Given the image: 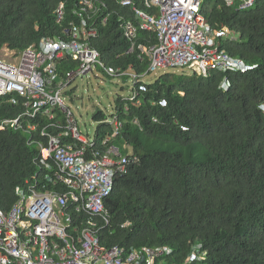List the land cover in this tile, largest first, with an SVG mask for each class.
Returning a JSON list of instances; mask_svg holds the SVG:
<instances>
[{"label": "trees", "instance_id": "16d2710c", "mask_svg": "<svg viewBox=\"0 0 264 264\" xmlns=\"http://www.w3.org/2000/svg\"><path fill=\"white\" fill-rule=\"evenodd\" d=\"M97 1L105 7L90 20L97 29L91 46L107 65L142 73L147 59L138 61L137 50L127 52L129 42L119 26L120 18H132L131 10L116 0ZM61 2L64 16L57 22ZM77 6L78 0H0V49L21 51L46 36L66 39L64 28L79 21ZM200 13L213 29L226 27L234 34L217 38L220 49L256 66L227 74L226 91L219 88L225 73L167 71L138 93L140 104L116 97L114 112L122 128L112 141L127 143L133 153L124 150L139 159L114 179L105 200L110 224L101 231V242L127 251L169 246V263L199 245L204 258L191 264H264V0L242 10L222 0H201ZM147 36L142 32L139 41ZM65 60L57 73L75 67ZM22 109L3 102L0 120ZM107 118L94 111V140L111 133ZM39 129L0 130V209L5 212L16 201V189L39 171L38 141L47 144Z\"/></svg>", "mask_w": 264, "mask_h": 264}, {"label": "built area", "instance_id": "2783aa9c", "mask_svg": "<svg viewBox=\"0 0 264 264\" xmlns=\"http://www.w3.org/2000/svg\"><path fill=\"white\" fill-rule=\"evenodd\" d=\"M116 1L132 12L133 20H121L120 28L131 43L128 51L137 50L138 59H147L142 73L130 66L122 70L107 65L91 46L89 38L96 34V26L90 20L105 7L97 0H78L79 21L64 28L66 39L42 37L20 51L16 62L0 58V98L23 108L16 117L2 119L0 130L40 128L39 135L47 138L46 147L38 143L39 171L17 188V200L7 212L0 209V264H191L204 258L199 245L169 263L173 251L167 246L127 251L101 242V231L109 224L104 201L115 176L126 169L121 150L125 146L108 143L119 134L122 120L115 112L105 119L112 131L102 141V150L82 134L75 115L64 105L63 94L76 77L101 71L115 78L130 71L133 92L126 100L140 104L137 95L147 90L144 74L149 72L191 69L207 76L212 71L244 72L256 65L219 49L217 38L233 39L234 34L226 27L212 28L200 13L201 0H139L140 5L135 0ZM222 1L239 10L256 2ZM55 14L60 22L63 3ZM142 32L148 33L143 42L139 41ZM64 58L76 67L59 74L57 67ZM220 86L226 90L230 81L224 77Z\"/></svg>", "mask_w": 264, "mask_h": 264}, {"label": "rangeland", "instance_id": "374dc122", "mask_svg": "<svg viewBox=\"0 0 264 264\" xmlns=\"http://www.w3.org/2000/svg\"><path fill=\"white\" fill-rule=\"evenodd\" d=\"M14 51L8 50L7 46L0 49V57L12 60ZM165 71H178L176 69H166ZM184 73L191 74V69H183ZM162 73V72H160ZM160 73L149 72L144 74V80L152 82ZM124 77H108L101 71L89 73L87 76L76 77L71 86L63 94L64 105L69 107L75 115L82 134L93 137L98 125L92 119L95 110H101L109 115L114 111V102L117 96L128 97L132 92L133 80L131 72H127ZM154 121V120H153ZM129 148L130 153L133 149Z\"/></svg>", "mask_w": 264, "mask_h": 264}, {"label": "bare ground", "instance_id": "6f19581e", "mask_svg": "<svg viewBox=\"0 0 264 264\" xmlns=\"http://www.w3.org/2000/svg\"><path fill=\"white\" fill-rule=\"evenodd\" d=\"M135 2L138 4V5H140L139 4V0H135ZM121 6V5H120ZM123 7V6H122ZM129 9V8H128ZM131 14H132V12H131ZM128 20H133V16H132V18H127ZM127 19H125V18H120V20H127ZM121 22V21H120ZM119 26H120V23H119ZM95 30H96V34H97V29L95 28ZM121 31H122V29H121ZM95 34V35H96ZM122 34H123V31H122ZM94 35V36H95ZM94 36H91L90 38H92V37H94ZM123 36H124V34H123ZM125 37V36H124ZM90 38H89V42H90ZM126 38V37H125ZM127 39V38H126ZM127 41L129 42V48H130V41H129V39H127ZM8 48V47H7ZM94 48V47H93ZM129 48H128V50H129ZM95 49V48H94ZM8 50H10V51H14L13 52V54H12V56H14L13 57V59L12 60H6V59H4V58H1V59H3V60H6V61H8V62H16L17 61V58H18V55H19V52L20 51H16V50H13V49H10V48H8ZM96 50V49H95ZM127 50V52H133V51H136V50H133V51H128ZM22 51V50H21ZM97 51V50H96ZM98 52V51H97ZM99 53V52H98ZM137 54H138V51H136V56H137ZM99 56H100V53H99ZM239 58V57H238ZM64 59H67V58H64ZM100 59H101V56H100ZM137 59H138V57H137ZM241 59V58H240ZM144 60H146L145 58L143 59V60H140V59H138V61H144ZM241 60H243V59H241ZM65 61H71V60H65ZM244 61V60H243ZM61 62V61H60ZM74 62V61H73ZM75 63V62H74ZM61 64V63H60ZM75 67H76V64H75ZM75 67H73V68H75ZM95 72V71H94ZM238 72H242V71H228L227 73H225L226 75H224V77L225 76H227V74H229V73H238ZM223 77V78H224ZM227 78V77H226ZM228 79V78H227ZM223 80V79H222ZM222 80H221V82H222ZM229 80V79H228ZM230 81V80H229ZM221 82H220V84H221ZM71 84H72V82H71ZM71 84H70V86H71ZM220 84H219V88L221 89V90H223V91H226V90H228V89H226V90H224L223 88H221V86H220ZM230 86H231V82H230ZM229 86V87H230ZM69 88V87H68ZM2 99V100H1ZM3 102H5V100L3 99V98H0V105H1V103H3ZM6 119V118H5ZM1 121V120H0ZM51 131V130H50ZM111 134V133H110ZM110 134H108V135H110ZM106 136V137H109V136ZM88 136V135H87ZM105 137V138H106ZM115 137V136H114ZM114 137H111L110 138V140L108 141V143H114L112 140H113V138ZM89 138H91V137H89ZM104 138V139H105ZM91 139H93L94 140V137H92ZM103 139V140H104ZM103 140H100V141H98L96 138H95V143L99 146V148L101 149L102 148V150L103 149H105V146L102 144V141ZM39 142H41L42 144H43V146L44 147H46L47 146V144H44L42 141H38V143ZM46 142H47V138H46ZM115 144V143H114ZM117 145V144H116ZM107 146V145H106ZM122 146H125V148H122ZM39 147V146H38ZM128 147V144L127 143H124L123 145H121V150H122V154H123V156H125L126 157V159H127V163H126V169H125V171L124 172H122L121 174H117L115 177H117L118 175H122V174H124L125 172H127V170H128V165L131 163V162H137L138 161V159H139V157L137 156V155H135V154H132V155H130V153L129 152H126L125 150H126V148ZM40 149V148H39ZM125 149V150H124ZM45 154H46V151L44 150L43 151V153H42V155H43V157H45ZM38 169H39V166H38ZM35 174V173H34ZM33 174V175H34ZM32 176H30L29 178H26V180H29L30 178H31ZM115 179V178H114ZM25 180V181H26ZM25 181H24V183H23V185L25 184ZM22 185V186H23ZM113 186H114V181H113ZM21 187V186H20ZM20 187H18V188H20ZM51 187V186H50ZM16 193H17V189H16ZM16 196H17V194H16ZM18 197V196H17ZM16 200H17V198H16ZM106 200V199H105ZM16 202V201H15ZM14 202V203H15ZM13 203V204H14ZM104 206H105V201H104ZM106 209V208H105ZM107 211V210H106ZM109 214V213H108ZM109 224H110V214H109ZM109 224L106 226V227H108L109 226ZM105 227V228H106ZM164 246V245H163ZM153 247H155V246H153ZM167 247H169V246H167ZM170 248V247H169ZM173 251V250H172Z\"/></svg>", "mask_w": 264, "mask_h": 264}, {"label": "clouds", "instance_id": "9594fccd", "mask_svg": "<svg viewBox=\"0 0 264 264\" xmlns=\"http://www.w3.org/2000/svg\"><path fill=\"white\" fill-rule=\"evenodd\" d=\"M62 3V2H61ZM64 4V3H63ZM56 21H57V19H56ZM220 49V48H219ZM247 63V62H246ZM249 65H251V64H249ZM254 68V67H253ZM252 69V68H251ZM250 70V69H249ZM247 71V70H246ZM163 72H167V71H163ZM217 72V71H216ZM245 72V71H244ZM160 73V72H159ZM222 73V72H221ZM157 74V73H156ZM199 76H201V75H199ZM132 92H133V88H132ZM131 92V93H132ZM127 99V97L126 98H124V100H125V102H127L128 100H126ZM125 109H126V107H125ZM114 113V111L111 113V114H109L108 116H110V115H112ZM134 122V121H133Z\"/></svg>", "mask_w": 264, "mask_h": 264}, {"label": "crops", "instance_id": "0c3cea01", "mask_svg": "<svg viewBox=\"0 0 264 264\" xmlns=\"http://www.w3.org/2000/svg\"><path fill=\"white\" fill-rule=\"evenodd\" d=\"M110 129H111V126L109 125ZM18 130H24V129H18ZM26 130V129H25ZM28 131V130H27Z\"/></svg>", "mask_w": 264, "mask_h": 264}]
</instances>
